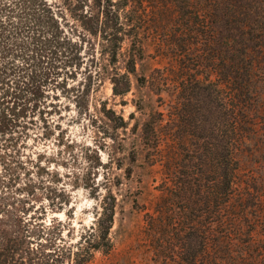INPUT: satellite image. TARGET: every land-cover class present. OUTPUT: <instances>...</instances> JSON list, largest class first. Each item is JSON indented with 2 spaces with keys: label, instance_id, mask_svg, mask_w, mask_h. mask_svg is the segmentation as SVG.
Listing matches in <instances>:
<instances>
[{
  "label": "rangeland",
  "instance_id": "1",
  "mask_svg": "<svg viewBox=\"0 0 264 264\" xmlns=\"http://www.w3.org/2000/svg\"><path fill=\"white\" fill-rule=\"evenodd\" d=\"M146 3L139 23L144 55L130 90L115 94L111 78L97 75L95 59V89L56 114L61 125L52 136L31 137L21 151L0 157V216L11 222L23 209L46 222L55 218L68 242L85 241L115 202L111 245L95 249L88 264H190L192 228L175 183L186 171L207 175L212 113H221L228 56L238 57L229 47L245 48L254 58L255 91L237 151L245 230L217 239L206 264H247L239 257L242 240L248 229L257 236L264 219V0ZM130 46L127 39L126 53ZM99 49L95 35V54ZM215 228L219 238L222 227Z\"/></svg>",
  "mask_w": 264,
  "mask_h": 264
},
{
  "label": "trees",
  "instance_id": "2",
  "mask_svg": "<svg viewBox=\"0 0 264 264\" xmlns=\"http://www.w3.org/2000/svg\"><path fill=\"white\" fill-rule=\"evenodd\" d=\"M147 10L146 0H0V157L21 151L31 137L38 141L52 136L61 125L56 114L62 117L72 100L78 102L95 89V59L99 78L107 75L114 93L126 94L137 59L144 55L139 23ZM231 50L238 57L228 56L221 113H212L207 175L186 171L175 183L192 228V253L185 258L190 264H206L217 239L232 240L245 230H240L247 216L237 151L244 137L245 107L253 99L250 92H255L254 58L248 49ZM122 56L125 70L117 66ZM115 206L114 202L88 227L92 237L84 241L80 236L76 242H68L61 229L56 230L55 218L46 222L23 209V216L16 214L11 222L0 216V264H88L95 249L111 245ZM215 225L222 227L219 238ZM254 230L257 236L246 231L239 257L247 264H264V219Z\"/></svg>",
  "mask_w": 264,
  "mask_h": 264
}]
</instances>
